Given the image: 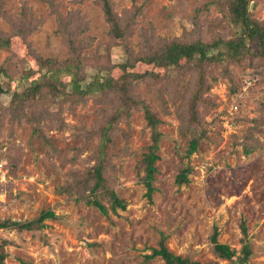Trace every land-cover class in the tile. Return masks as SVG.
Wrapping results in <instances>:
<instances>
[{
	"label": "rangeland",
	"instance_id": "1",
	"mask_svg": "<svg viewBox=\"0 0 264 264\" xmlns=\"http://www.w3.org/2000/svg\"><path fill=\"white\" fill-rule=\"evenodd\" d=\"M112 4L119 20L132 26L128 47L135 54L145 46L144 37L160 42L200 38L209 43L239 32L225 21L215 0H112ZM248 12L264 25V0H252ZM17 22L33 27L26 37L14 36ZM0 32L11 37L10 50H0V163L7 169L6 182L0 183V222L24 224L42 212L55 214L40 230L0 229V241H7L3 264H163L159 257L148 258L162 236L175 255L201 264H241L235 257L217 259L211 236L217 228L218 242L240 257L242 223L251 251L247 264H264V125L262 132L252 130L260 117L259 103L264 102L263 64L250 65L248 57L238 64L226 61L224 74L232 82L221 72L215 74L221 77L215 81L206 76L208 88L197 108L200 127L187 118L193 83L189 76L173 99L164 94L162 103L145 83L135 86L133 94L146 102L161 123L153 191L148 199L140 166L150 145V131L143 112L132 109L128 123L118 125L107 148L114 166L107 186L126 208L115 213L107 209L103 215L75 201L80 189H70L71 198L63 189L70 188L72 171L83 173L88 167L85 160L96 140L71 160L83 136L101 122L99 111L110 109V103L95 96H83L78 103L81 96L77 95L50 106L54 113L61 111L65 126L44 125L45 139H39L32 135L28 119L36 104L48 106V89L41 91V103L34 98L23 111L22 97L16 98L35 85L43 88L51 70L62 68L74 56L69 52V32L80 55L90 63L107 60L117 67L126 59L125 51L115 47L109 36L102 9L94 0H0ZM36 57L58 64L41 66ZM115 67L111 74L119 80L121 71ZM143 70L136 65L130 71ZM155 72L159 75L161 70ZM94 73L89 70L85 81L90 82ZM69 82L70 77L62 76L56 83L61 100L71 93ZM237 86L232 92L231 87ZM193 140L198 142L196 150L188 154ZM185 171L186 181L179 183ZM102 203L108 208L106 198L102 197Z\"/></svg>",
	"mask_w": 264,
	"mask_h": 264
},
{
	"label": "trees",
	"instance_id": "2",
	"mask_svg": "<svg viewBox=\"0 0 264 264\" xmlns=\"http://www.w3.org/2000/svg\"><path fill=\"white\" fill-rule=\"evenodd\" d=\"M95 3L102 9L106 22L109 24V36L114 42L115 47L122 48L125 51L126 59L115 67L107 60L97 63H90L88 59L83 58L81 53L78 52V46L73 43L74 34L69 32L67 41H69V52L74 54L67 60V63L61 68L54 71L51 70L52 76L48 79L43 88L42 85L34 86L29 93L18 94L16 98L22 97L24 101V108L29 104L32 99L37 98L38 102L43 101L42 92L44 87L48 89L49 101L48 106L44 107L40 104L41 108H31L30 118L28 122L32 128V135L36 138L45 139L42 132V127L62 128L65 126L64 120L59 110L54 113L50 106L61 105L62 102L71 100L73 97L80 95L78 103L84 100L83 96H95L97 99H105L110 103V109L99 111L101 122L96 124L95 129L86 136H83V142L76 156L72 158L71 162L75 161L77 157L84 152V148L92 140H96V145L92 153L87 157L85 162L88 167L85 168L83 173L72 171L70 177L72 182L70 188L67 186L65 191L68 196L71 195L70 189H80L76 202H81L88 206L95 207L103 215H107V209L116 212L118 209L125 210L126 206L123 200L119 199L114 190L110 189L108 185L111 174L113 172L112 158L107 153V148L113 144L112 138L118 132V125L127 124L131 116V110L136 109L143 112V117L146 122V127L150 131V145L140 161V166L143 169L144 176L141 178L142 183L147 189L146 196L150 199L153 191L152 181L154 173V163L157 159L156 150L160 139L158 132V125L161 124L157 115L151 111L150 107L145 101L141 100L139 96L133 94L135 86L140 83H145L147 87L154 91V95L162 103L163 95L169 94L170 98L180 91L178 86L183 83L186 76L193 80L192 88L189 91L192 95L188 104H186L188 121L190 124H195L197 127L201 126V120L198 116L197 108L203 103L202 94L207 90L206 76H210L212 80H217L221 77H215V74L226 73V61L238 64L242 59L248 57L253 62H260L264 65V25L251 18L248 12L249 4L252 0H215V4L219 7L223 14V18L233 27H238L239 32H233L232 37L228 39L219 38L213 42L206 43L205 41L197 38L196 40H160L150 39L148 37L142 38L143 46L141 51L137 54L131 51L128 47V36L131 33V25L119 20L113 10L112 0H94ZM33 27L29 23L17 22L15 26L14 36L26 37ZM58 34L64 36V32L59 30ZM67 34V33H66ZM11 38V37H10ZM10 38H6L0 32V50H10ZM116 41V42H115ZM35 61L43 66L50 64L56 66L58 64L55 60L48 59L46 62L41 61L40 58H34ZM136 65H142L144 70L142 73L130 71ZM260 65V64H259ZM118 68L121 71L119 80L112 77L111 71L113 68ZM92 70L95 73L91 74L92 80L85 81L86 73ZM156 70H161L159 75ZM130 71V72H129ZM154 71V73H153ZM221 75V74H220ZM62 76L70 77L71 93L63 100L59 98V92L56 89L60 84ZM222 76V75H221ZM232 82V78L228 74H224V79ZM255 81V80H252ZM197 85H199L198 88ZM240 86L231 87V91L235 92ZM42 91V92H41ZM21 96V97H20ZM264 99V92H263ZM206 105V104H205ZM260 117L255 119L254 132H262L264 125V102L259 103ZM23 113V112H22ZM252 139V134L247 137ZM50 142V141H48ZM198 142L193 140L190 144L188 154H192L196 150ZM245 148V152L249 153L250 149ZM54 151V150H53ZM181 172L178 177V182L186 181V173ZM110 173V174H109ZM109 174V176H108ZM71 180V179H70ZM72 196V195H71ZM71 196L69 198H71ZM102 197L106 198L109 202L108 208L102 203ZM55 218L53 212H42L38 219L35 221L18 224L16 222L2 221L0 222V229L15 228L18 232L28 230H40L45 227L43 224L45 220ZM242 232V248L240 257H236V251L229 245L221 244L217 240V228L211 236L213 244V254L217 259L232 261L235 257L237 262L247 264L251 256L250 247L247 243V232L245 224H241ZM165 237H161L158 247L152 250L148 258L159 257L163 264H201L197 261L190 260L187 257L173 254L164 244ZM6 240L0 241V264H3L6 253L4 246ZM205 264H217L208 262Z\"/></svg>",
	"mask_w": 264,
	"mask_h": 264
},
{
	"label": "built area",
	"instance_id": "3",
	"mask_svg": "<svg viewBox=\"0 0 264 264\" xmlns=\"http://www.w3.org/2000/svg\"><path fill=\"white\" fill-rule=\"evenodd\" d=\"M6 174H7V169H6V164L4 162L0 163V183L4 184L6 182Z\"/></svg>",
	"mask_w": 264,
	"mask_h": 264
}]
</instances>
